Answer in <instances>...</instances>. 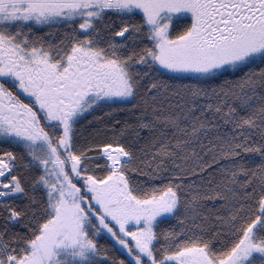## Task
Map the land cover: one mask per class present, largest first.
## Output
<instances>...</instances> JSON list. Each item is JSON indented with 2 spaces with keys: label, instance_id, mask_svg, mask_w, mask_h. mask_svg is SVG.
Wrapping results in <instances>:
<instances>
[{
  "label": "snow or ice",
  "instance_id": "obj_1",
  "mask_svg": "<svg viewBox=\"0 0 264 264\" xmlns=\"http://www.w3.org/2000/svg\"><path fill=\"white\" fill-rule=\"evenodd\" d=\"M0 264H264V0H0Z\"/></svg>",
  "mask_w": 264,
  "mask_h": 264
},
{
  "label": "trees",
  "instance_id": "obj_2",
  "mask_svg": "<svg viewBox=\"0 0 264 264\" xmlns=\"http://www.w3.org/2000/svg\"><path fill=\"white\" fill-rule=\"evenodd\" d=\"M103 242V241H102Z\"/></svg>",
  "mask_w": 264,
  "mask_h": 264
}]
</instances>
